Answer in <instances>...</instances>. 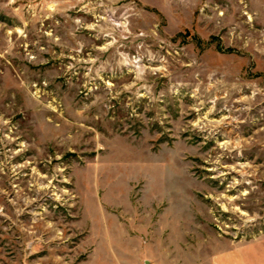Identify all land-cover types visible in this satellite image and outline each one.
Listing matches in <instances>:
<instances>
[{
	"label": "rangeland",
	"instance_id": "rangeland-1",
	"mask_svg": "<svg viewBox=\"0 0 264 264\" xmlns=\"http://www.w3.org/2000/svg\"><path fill=\"white\" fill-rule=\"evenodd\" d=\"M256 241L264 0H0V264Z\"/></svg>",
	"mask_w": 264,
	"mask_h": 264
},
{
	"label": "crops",
	"instance_id": "crops-1",
	"mask_svg": "<svg viewBox=\"0 0 264 264\" xmlns=\"http://www.w3.org/2000/svg\"><path fill=\"white\" fill-rule=\"evenodd\" d=\"M257 243H259V241L246 243L242 246L231 243L227 248H221L219 251L212 253L210 252L205 258L201 257L198 264H264V242L260 248H258V245H256V248L252 247L251 249H247L249 244L254 245ZM160 253H162V251H160ZM168 258L171 262L175 261L173 256L168 255ZM146 261L147 260H145V262ZM151 263L160 264L158 260H153ZM174 264L179 263L177 261Z\"/></svg>",
	"mask_w": 264,
	"mask_h": 264
}]
</instances>
